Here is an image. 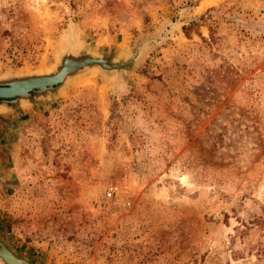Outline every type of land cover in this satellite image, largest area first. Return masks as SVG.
Segmentation results:
<instances>
[{
	"label": "rangeland",
	"instance_id": "1",
	"mask_svg": "<svg viewBox=\"0 0 264 264\" xmlns=\"http://www.w3.org/2000/svg\"><path fill=\"white\" fill-rule=\"evenodd\" d=\"M206 1L0 0V80L52 72L70 32L116 62L142 46L122 75L93 68L0 109L16 256L264 264V0Z\"/></svg>",
	"mask_w": 264,
	"mask_h": 264
},
{
	"label": "water",
	"instance_id": "2",
	"mask_svg": "<svg viewBox=\"0 0 264 264\" xmlns=\"http://www.w3.org/2000/svg\"><path fill=\"white\" fill-rule=\"evenodd\" d=\"M141 52L142 46L138 45L130 59L116 62L89 54L71 39L60 49L58 66L52 72L0 80V109L41 100L62 88L70 78L93 68L106 75H122L133 66ZM0 263L31 264L16 256L2 242H0Z\"/></svg>",
	"mask_w": 264,
	"mask_h": 264
},
{
	"label": "bare ground",
	"instance_id": "3",
	"mask_svg": "<svg viewBox=\"0 0 264 264\" xmlns=\"http://www.w3.org/2000/svg\"><path fill=\"white\" fill-rule=\"evenodd\" d=\"M216 2V0H207L206 2H205V4H204V7H206V6H209V5H212L213 3H215ZM73 38V36H72V34H71V32L64 38V41H63V43H62V47H64L65 46V44L67 43V42H69L71 39ZM81 44V43H80ZM61 47V48H62ZM80 48H82V47H80ZM93 71H98L97 69H95L94 68V70ZM40 74V73H39Z\"/></svg>",
	"mask_w": 264,
	"mask_h": 264
},
{
	"label": "built area",
	"instance_id": "4",
	"mask_svg": "<svg viewBox=\"0 0 264 264\" xmlns=\"http://www.w3.org/2000/svg\"><path fill=\"white\" fill-rule=\"evenodd\" d=\"M112 194H113V189H110V190L107 192V197H111Z\"/></svg>",
	"mask_w": 264,
	"mask_h": 264
},
{
	"label": "trees",
	"instance_id": "5",
	"mask_svg": "<svg viewBox=\"0 0 264 264\" xmlns=\"http://www.w3.org/2000/svg\"><path fill=\"white\" fill-rule=\"evenodd\" d=\"M200 19H203V17H201ZM194 24L195 23H192L191 26L194 25ZM183 30H184L185 34H187V28L186 27H183Z\"/></svg>",
	"mask_w": 264,
	"mask_h": 264
}]
</instances>
